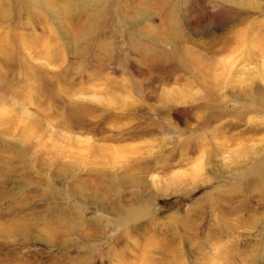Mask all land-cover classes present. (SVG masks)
Wrapping results in <instances>:
<instances>
[{"label":"rangeland","instance_id":"1","mask_svg":"<svg viewBox=\"0 0 264 264\" xmlns=\"http://www.w3.org/2000/svg\"><path fill=\"white\" fill-rule=\"evenodd\" d=\"M160 2L0 0V264H264V0Z\"/></svg>","mask_w":264,"mask_h":264},{"label":"bare ground","instance_id":"2","mask_svg":"<svg viewBox=\"0 0 264 264\" xmlns=\"http://www.w3.org/2000/svg\"><path fill=\"white\" fill-rule=\"evenodd\" d=\"M226 1H228V0H226ZM24 2V1H23ZM167 2V0H163V2H160V4L162 5V6H164L165 5V3ZM24 6H28V5H30V4H28V2H24ZM161 8V7H160ZM163 8V7H162ZM100 30V29H99ZM155 31V33H156V38H158L156 41V43L155 44H157V46H154V47H156L155 48V51L153 52V54H151V56H150V58H144L142 61H149V62H151V65H153L156 69H158V71H159V69L160 70H162V69H164V67L165 68H167L166 66H170V67H172V68H174V69H176V70H182V71H186V69L185 68H183V67H181V64L185 61V59L183 60L182 58H179V55L178 56H176L177 57V59H176V57H174V54L171 52V54H169L167 51L165 52L164 50H163V45L161 44V43H163L164 44V42L165 41H168V40H170L171 39V36H172V34H170L169 32H164L163 33V31H161L159 28H157V29H155L154 30ZM81 33L82 32H80V31H78L77 32V35H79V36H81ZM95 32H91L90 34H91V36L94 34ZM90 34H89V37H90ZM155 42V41H154ZM161 45H160V44ZM178 43V42H177ZM154 44V45H155ZM177 46V49L176 50H180V48H179V46L178 45H176ZM2 55H3V53H2ZM8 56V55H7ZM2 59V58H1ZM176 60H177V62H176ZM4 61H6L7 62V64H10V61H8V57H6L5 59H4ZM2 62V63H5V62ZM187 67H189V66H187ZM150 71H151V69H149ZM178 77H181V76H178ZM196 78V77H195ZM194 78V80H196L197 81V79H195ZM193 81H189V84H191ZM143 86H144V83H143ZM206 88H208V89H206L207 90V92H206V94H209V95H211V93H212V91H213V89H209L210 87L208 86V87H206ZM4 122L5 123H9V122H11V120H4ZM3 122V123H4ZM256 130H259V129H256ZM3 133H8V132H6L5 130H3ZM5 145H7V146H9V144H5ZM2 152V151H1ZM0 157H1V155H0ZM133 162V161H132ZM131 162V163H132ZM8 164H7V168L9 169L10 168V165H9V162H7ZM129 163V162H128ZM136 163V165L137 166H141V164H145L146 163V161H140V160H138V161H135V162H133L132 164H135ZM132 164H131V166H132ZM147 165L148 166H146V168H147V170L148 169H150L151 168V165H152V163H151V161H149L148 160V163H147ZM3 166H1V164H0V179L2 178L1 176H2V172H3V170L1 171V168H2ZM259 169V168H258ZM262 171V170H261ZM130 176V175H129ZM262 176V175H261ZM264 176V175H263ZM260 178V177H259ZM257 179V181L256 180H254V181H251V183H258V185H259V188H258V190H259V192H260V194H261V196H262V198L264 197V177H261V179ZM254 179V178H253ZM1 181V180H0ZM130 182V183H129ZM174 182V181H173ZM127 183H129V184H139V185H143V187L145 188V187H148L149 185H150V182H148V183H146L145 182V180H144V178L143 177H138V179H135V178H133V177H130L128 180H127ZM250 182H248V183H246L245 182V187H246V189H247V187L249 186V184H251ZM128 184V185H129ZM238 186V185H237ZM243 187V186H242ZM250 187V186H249ZM90 189H93V188H90ZM250 191H251V189H249ZM257 191V190H256ZM14 194V193H13ZM84 194V193H83ZM15 195V194H14ZM85 195V199H91V198H94V199H99V201H102L103 199H106L107 197H108V194L106 193V192H104V191H100V192H97V191H95V190H91L90 192H87V194H84ZM14 197V196H13ZM103 198V199H102ZM10 201L12 202L13 200L12 199H10ZM15 201V200H14ZM10 205V204H9ZM9 222V221H8ZM10 223V224H9ZM8 224H9V227L7 228H4L2 231L4 232V231H6L8 234L10 233V234H12V235H14L15 233H18V230L20 229V232L21 233H26V234H28V231L30 230V228H32V227H29L28 225H24L23 224V222L22 221H19V219H17L16 221H14L13 223H11V222H9ZM7 224V225H8ZM229 226V225H228ZM233 227V226H232ZM228 230H229V228H228ZM231 231V230H230ZM229 233V232H228ZM263 243H264V240H263ZM117 252H118V256H120V257H124V255H125V251L123 250V249H121V248H119V249H117ZM230 252V251H229ZM245 253V252H244Z\"/></svg>","mask_w":264,"mask_h":264}]
</instances>
